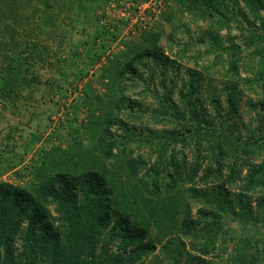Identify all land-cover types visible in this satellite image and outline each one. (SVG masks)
<instances>
[{
  "label": "trees",
  "instance_id": "16d2710c",
  "mask_svg": "<svg viewBox=\"0 0 264 264\" xmlns=\"http://www.w3.org/2000/svg\"><path fill=\"white\" fill-rule=\"evenodd\" d=\"M27 1L30 2L0 0V18L4 20L1 28L9 35L0 47L3 55V67H0L2 104H14L21 88L37 84V80L33 82L36 79L33 69L24 66L21 61L25 58L13 50L19 47L16 38L21 39L19 31L27 32L26 27L32 28L29 22L36 15L35 7L30 11L23 10L29 6ZM93 1L79 0L74 6L72 2L52 0V4L57 9L68 8L71 13L79 14L85 2ZM171 1L177 4L180 15L199 19L205 25L195 38L196 45L205 46V56L219 57L225 53L228 57L226 71L222 74L228 114L225 120L237 113V100L242 92L238 79L243 52L250 59L252 68L251 77L243 78V83L250 89L253 83L257 84L264 96V0ZM49 6L47 2L45 9L50 10ZM170 17L166 15L165 20L170 21ZM45 23L46 17L42 24ZM231 28L238 31L241 42L234 41L235 37L222 38L220 32ZM157 35L156 31L145 34L144 41L148 46L140 48L128 62L116 65L113 72L102 75V78H108L103 85L109 95H97L93 102L87 101L94 113L83 131L89 136L96 133L94 148L101 160L120 162L126 188L116 185L114 179L111 183L106 171L100 167L69 174L62 166L78 154L70 152L72 155H68L66 151H62L66 160H55L51 155L44 157L34 170L35 180L28 186L0 181V264H140L156 250V241L150 234L152 227L160 237L177 232L184 237L203 239L189 242L185 264H206L205 257L219 256L213 253L214 245L217 238H221L219 235H225L221 211L230 212L252 225L261 222L264 228V138L242 139L234 125L225 126L229 141L207 145L205 148L211 149L210 154H204L203 148L196 147L189 156L177 148V143L187 144L185 141L200 131V123H211V119L204 118L202 109L190 110L195 126L189 124L181 133L169 130L158 136L160 151L153 162L135 152L136 148L128 140L131 135L123 134L126 130L121 127L124 122L119 116L125 111H134L138 103L124 95L125 86L120 80L127 74L134 78L133 65L137 61L141 63L145 56L166 67L168 59H161L157 53L161 47H154ZM167 38L172 39L171 33ZM32 52L36 51L32 48ZM187 73L194 77L189 81L190 92L182 98L187 97V104L192 105L189 97L195 93L193 86L200 83L202 75L192 70ZM253 92L257 93L255 89ZM164 102L160 107L166 110L168 106ZM212 102L216 103V100L213 98ZM257 104L264 110L263 101H257ZM257 104L251 102L249 106L254 109ZM180 118H184L182 114ZM113 127H120L122 134H115ZM74 163L75 168L82 165L81 160ZM49 169L51 172H47ZM113 175L115 178L116 174ZM208 186L210 193L206 191ZM225 188L236 192L232 199L224 201V210L219 196ZM255 192L258 195L251 197ZM186 196L215 203L217 209L198 208L193 217ZM177 234L167 238L163 245L165 249L172 252L169 244L174 242L176 249L184 248L185 243ZM228 241H232L228 253L225 247L221 250L222 254L227 253L226 264H264V232L255 243H252V236L241 237L240 241L228 236ZM192 250L196 256L190 254Z\"/></svg>",
  "mask_w": 264,
  "mask_h": 264
},
{
  "label": "rangeland",
  "instance_id": "374dc122",
  "mask_svg": "<svg viewBox=\"0 0 264 264\" xmlns=\"http://www.w3.org/2000/svg\"><path fill=\"white\" fill-rule=\"evenodd\" d=\"M29 1V6L23 10L30 11L31 7L37 9L33 21L29 20L32 28L26 27L27 32L19 31L21 39L15 36L19 47L13 50L19 51L25 58L21 61L24 66L33 69L36 77L33 82L37 80V84L34 83L31 88L24 85L14 104L0 103V181L28 186L35 180L34 170L44 157L51 155L55 160H66L65 153L62 154V151H66L68 155L78 154L74 160H67L66 165L62 166L69 174L75 173V170L100 167L106 171L110 182L114 179L116 185L126 188L124 172L119 169L120 162L101 160L94 148L96 133L89 136L83 131V126L94 113L87 101L93 102V97L97 95H109L103 85L108 78H102V75L113 72L116 65L128 62L140 48L148 46L144 35L155 31L159 35L154 47H161L157 53L161 59H168L166 67L145 56L141 63H134V78L127 74L120 80L125 86L124 95L138 103L134 111H125L119 116L124 122L121 127L126 130L123 134L131 135L128 140L136 148L135 152L143 154L151 162L157 159L159 135L163 136L169 130L181 133L184 126L196 125L190 114L191 109H202L204 118L211 119V123H200V131L191 140H186L187 144L177 143V148L189 156L196 147L203 148L204 154H210L211 149L205 148L207 145L229 141L225 126L234 125L242 139L264 138V110L257 104V101L264 102V96L257 84L253 83L250 89L242 80L252 75L250 59L243 52L238 79L242 92L237 100V113L230 120H225L228 114L222 74L226 71L228 57L225 53L219 57L212 54L205 56V46L195 43L196 36L205 25L199 19L180 15L177 4L171 0H94L85 2L79 14L76 11L71 13L68 8L57 9L52 0ZM64 1L68 4L72 2L74 6L79 3V0ZM47 2L50 10L45 9ZM166 15L171 16L170 21L165 20ZM45 17L47 23L42 24ZM3 22L0 18L1 48L9 39L1 28ZM170 33L171 40L167 38ZM220 35L224 39L235 37L234 41L241 42L234 28L224 29ZM2 57L1 53L0 67H3ZM189 70L199 71L202 75L200 83L193 86L195 93L189 97L192 105L187 104V97L182 98L191 89L189 81L194 76L187 73ZM213 98L216 103L212 102ZM161 102L168 106L166 110L160 107ZM251 102L257 104L256 108L249 106ZM181 114L183 119L180 118ZM113 130L115 134H122L120 127H113ZM78 158L82 165L75 168V160L80 161ZM113 174H116L115 178ZM231 190L225 188L219 196L224 210V201L232 199L236 192ZM206 191L210 193L211 188L208 186ZM257 195L258 192H255L251 197ZM185 201L189 203L193 217L197 215L198 208L217 209L215 203L209 204L201 198L190 199L186 196ZM224 212L219 214L225 235H219L221 238H217L213 252L219 256L205 257L208 260L206 264L227 263L225 257L232 246L228 236L236 241L244 236H252V243H255L263 235L261 222L252 225L232 216L230 212ZM150 234L156 241V250L143 258L140 264H185L189 242L203 241L196 236L184 237L177 232L160 237L155 227L151 228ZM175 234L185 246L176 249L175 242L170 243L171 252L163 245L167 238ZM223 247L227 249L225 254L221 252ZM190 254L197 255L193 250Z\"/></svg>",
  "mask_w": 264,
  "mask_h": 264
}]
</instances>
